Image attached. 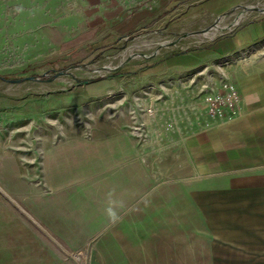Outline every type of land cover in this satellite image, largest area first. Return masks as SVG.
<instances>
[{
	"label": "rangeland",
	"instance_id": "obj_1",
	"mask_svg": "<svg viewBox=\"0 0 264 264\" xmlns=\"http://www.w3.org/2000/svg\"><path fill=\"white\" fill-rule=\"evenodd\" d=\"M181 3L111 32L83 29L81 0H0V246L21 238L22 264H264V174L192 175L185 141L264 56L211 52L264 0Z\"/></svg>",
	"mask_w": 264,
	"mask_h": 264
},
{
	"label": "crops",
	"instance_id": "obj_2",
	"mask_svg": "<svg viewBox=\"0 0 264 264\" xmlns=\"http://www.w3.org/2000/svg\"><path fill=\"white\" fill-rule=\"evenodd\" d=\"M183 0H81L85 31L101 28L111 32L161 25L167 14L181 7ZM208 12L222 14L238 0H200ZM240 1V0H239ZM172 8H174L172 10ZM170 12V13H171ZM264 40V15L240 23L232 31L213 41L211 52L219 56L233 54ZM238 76L242 95L229 119L196 127L186 135V153L192 175L264 174V56L247 57ZM189 56H173L171 67L194 63ZM17 247L0 246V264H22V241ZM15 243V244H16Z\"/></svg>",
	"mask_w": 264,
	"mask_h": 264
},
{
	"label": "built area",
	"instance_id": "obj_3",
	"mask_svg": "<svg viewBox=\"0 0 264 264\" xmlns=\"http://www.w3.org/2000/svg\"><path fill=\"white\" fill-rule=\"evenodd\" d=\"M242 95L238 86L225 81L222 86L204 96L205 118L201 126L213 125L230 118L240 103Z\"/></svg>",
	"mask_w": 264,
	"mask_h": 264
},
{
	"label": "trees",
	"instance_id": "obj_4",
	"mask_svg": "<svg viewBox=\"0 0 264 264\" xmlns=\"http://www.w3.org/2000/svg\"><path fill=\"white\" fill-rule=\"evenodd\" d=\"M2 77H4V78H5L6 76L2 75Z\"/></svg>",
	"mask_w": 264,
	"mask_h": 264
}]
</instances>
